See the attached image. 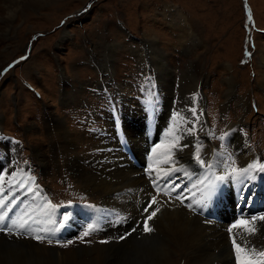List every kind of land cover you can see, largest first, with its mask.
Wrapping results in <instances>:
<instances>
[{"label": "rangeland", "instance_id": "rangeland-1", "mask_svg": "<svg viewBox=\"0 0 264 264\" xmlns=\"http://www.w3.org/2000/svg\"><path fill=\"white\" fill-rule=\"evenodd\" d=\"M262 58L264 0H0V161L3 163L0 178L4 184L9 182L10 172H1L11 170L13 163L24 168L29 172L27 180L32 175L36 179L34 183L41 187V194L51 200V206L61 209L55 221L63 224V217L71 218L72 213L66 207L75 202L79 207L75 216L79 220L88 215L81 212L83 204L100 209L99 197L78 184L68 162L71 155L86 151V155L97 152L104 157L110 146L103 145L102 137L116 141L121 151L119 135L130 142L140 160L132 162L122 153L147 178L156 173L164 176L169 169L178 168L180 171L173 172V177L193 174L191 183H197L200 172L193 147L197 141L202 145L201 155L206 163L211 158L215 164L227 165L230 163L227 156L232 154L236 161L232 166L240 167L241 161L235 156L240 148L235 140L237 136L244 137L239 141H244L250 149L252 163L258 159L264 161ZM143 98L148 107L154 104L150 109L153 119L157 116L151 123L155 130L152 140ZM112 102L115 110L118 108V123L113 117ZM193 108L199 116L195 139L189 144L194 161L190 167L185 162L177 165L171 162L173 157L184 159L188 155L184 157L180 153L184 148L179 149L185 137L178 142L175 138L189 126L185 120L195 119ZM59 119L73 138L70 150L58 127ZM119 124L123 126L119 128ZM128 125L140 128L141 133H126L131 127ZM131 136L143 139L141 149L132 146L131 142L136 141L130 140ZM221 136L225 139H219ZM149 140L160 143L149 146ZM173 144L177 147L173 148ZM170 148L173 153H166ZM145 153L149 154L146 159ZM215 171L225 175L224 167H215ZM254 173L258 175L251 181L250 177L240 178L237 182H222V186L215 181L216 187L223 188H215L201 205L210 213L195 214L224 225L229 242L233 236L235 240L240 238L243 232L245 236L256 232L264 236V220L259 219L264 216V210L253 211L240 204L238 198L242 179L247 183H262L264 173ZM148 181L146 190L153 185ZM14 186H4L10 201L15 200L9 203L12 208L8 215L16 218L27 213L32 218L30 223L36 221L32 229L39 227L40 200L36 197L34 201L32 194L30 198L24 196ZM262 187L264 182L257 192ZM150 199H142L136 210L122 219L121 214L115 217L95 208L96 221L80 223L70 233L59 234V239L46 237L41 241L20 234L22 230L0 231V250L7 252L8 246L2 244H12L7 252L9 260L0 256V264H125L138 258L139 249L156 242V247L165 246L166 251L174 252L170 264H185L186 253H177L179 248L172 243L167 230L174 222L167 223L166 218L170 213L172 219L183 221V201L175 198L174 204L161 198L145 213L143 209ZM41 201L45 203L42 198ZM226 203L227 207L237 206V210L243 211L236 217V226L230 225L235 214ZM156 207L160 210L147 221L152 228L147 232L144 221ZM211 214L224 221L216 220ZM254 215L257 221L251 219ZM202 218L199 217L200 221ZM89 225L95 230L89 231ZM103 226L108 228L107 233H101ZM248 228L255 231L249 232ZM235 230L239 235H235ZM232 245L233 242L229 244L228 255L235 261L237 251ZM53 250L56 263L50 258ZM261 251L264 244L256 248L253 258L259 257L264 262L258 253ZM156 256L158 259L159 255Z\"/></svg>", "mask_w": 264, "mask_h": 264}, {"label": "bare ground", "instance_id": "bare-ground-1", "mask_svg": "<svg viewBox=\"0 0 264 264\" xmlns=\"http://www.w3.org/2000/svg\"><path fill=\"white\" fill-rule=\"evenodd\" d=\"M262 61H264V58H262ZM186 86H185V89H186ZM137 103L139 104V108H140V105H141L140 101L138 100ZM159 112H161L160 109H159L158 113ZM57 121H59V123H57L59 129L63 131L62 136H63V139L66 140L67 149L70 150L72 148L71 146L73 143V138L70 135V133L68 131H66L67 128L64 125V123L62 122V119H59ZM138 121L140 123L141 119ZM142 124L143 123L141 122L140 125L142 126ZM128 126H131V127L127 128L128 131L125 130V132L127 131L126 133H128V134H133L135 132L141 133L140 128L135 129V127L132 125H128ZM177 127L179 128V126H177ZM182 137L183 138L185 137V140L182 141V144H193L192 142L195 139L194 133L191 135H186V136H182ZM242 137L243 136H237L235 139L236 142L240 146V148H238L236 150L237 153H235L236 159L238 161H241L240 167L246 166L248 163H252L251 158L253 156L251 151L249 152L250 149L248 148L247 144L244 143V141H242V142L239 141V138L242 139ZM234 138H235V136H234ZM101 139H103V142H104L103 145L104 146L105 145L110 146V148L108 147L109 148L108 150L106 149V151H104V153H105L104 157H101V155L97 152H93L91 154L89 153L88 155H86L87 151L85 153H82V154L80 152H79L80 154H76L74 152L75 154L70 156L71 159H69V162H68V163H70L69 166L72 169V175H73V177H75L77 179L78 184L81 185V187L84 190H86L87 192H90L92 194H96L99 197L100 203L98 204V206H100V209H97L95 206V208L97 210H99V211L103 210L108 214H114V215H116L115 217H119V215L121 214V218H122V217L128 216L129 213H132L134 210H136L140 201L142 199L144 200V198H147V197L151 198L152 195H155L157 197V200L161 199V198L167 199V200H169L175 204L177 202V200L173 197V194L180 195V197L182 199H184V201L182 202L183 204L181 203V205H183V207H184L183 211L185 214L184 216L181 214L182 215L181 219L183 221L178 220V219H172L170 213L167 214L166 218H167V223H169V221L174 222L173 225L170 223L171 225H169L167 227L168 228L167 230L169 231L170 239H171L172 243L179 248L178 250H176L177 253H179V252L180 253H182V252L186 253V254L184 253L186 255L185 264H235V261L232 260V261H234V263H233L231 261L229 255H228L229 244L233 241L229 242L230 239L228 238L227 233L225 232V226L219 225L216 223H212L213 221L211 222L209 220L203 219L199 215H195L198 212V208L202 207L201 205L204 204L205 200H207V199L202 200V198H201V191L204 190L206 187L205 182L206 181L209 182V180H214V177H216L210 171V169H207L206 167H203L200 164L198 165V170L200 172V176H198V182L197 183H191L193 181V176H194L193 174L190 176H185V177L183 175H179L178 177H173L174 179L178 178V179H176V183L180 185V188H177L176 190H178L179 192L176 193L175 192L176 190H175V191H172L170 193V195L164 196L163 192H161L160 194H157V191L155 188L153 189L152 187H149V188H147L148 190L145 189V184L147 182H149L148 180H151L150 177L147 178V177H144V175L142 176L140 174L141 173L140 169L135 168L131 164V162L127 159V157L124 156L122 151L118 148L116 141H112L111 139H105L104 137H102ZM130 140L136 141V143L131 142L132 146L140 147V149H141L140 141L143 140L142 138L137 139V138H134V136H131ZM96 143L98 144V142H96ZM243 143H244V145H243L244 151L242 152L241 147H242ZM166 144H168V143H166ZM160 148H161V146H160ZM166 148H168V147H166ZM112 149L114 151H111ZM71 152H73V151H71ZM167 152L173 153V150L170 148L166 151V153ZM107 153H110V154H107ZM180 153L184 154V157L186 155H188V157H185L184 159H182L183 157L180 158V156L173 157V160H171V162L174 164L176 163L177 165L182 163V162H185L186 165L187 166L189 165V167H190V165L194 161V160L191 161V159H192V157H191L192 147H190V146L186 147V148H184V151H181ZM106 155L108 158L106 157ZM170 156H172V155H170ZM88 159L91 160V163L89 162ZM166 160H168V159H166ZM208 162H211V158L208 159ZM2 164H3L2 161H0V165H2ZM43 166H44V164H43ZM10 169H12V168H10ZM169 171H170V169H169ZM95 172H97L98 174H96ZM261 172L264 173V171H261ZM160 174L156 173V174H153L151 177H152V179H155V177L157 175H160ZM257 175L258 174L253 172V174L251 176H249L250 178H248V179L251 181L253 176H257ZM185 178H187L186 182L183 181ZM203 179H205V182L200 183V181H203ZM239 179H235V178L231 177L230 179L226 178L224 181H217V182H220V183L230 182V180L237 182ZM261 179H262V183L259 185V183L255 182V181L253 183L252 182L247 183V182H245V180H246V178H245V180L242 179V182L239 186L240 187L239 188V196H238L239 203L242 204L243 206L247 207V208H252L253 211L254 210H260V211L264 210V205L261 204V203H264V194H263L264 193V187H262L263 190L257 192L259 187L263 185L264 174L261 176ZM193 185H196V187H199L201 189L194 188ZM161 187H163L162 184H161ZM215 188H217V190H219V189H222L223 187H215ZM28 189H32V188L30 186L26 187L25 189L20 187V188H18V192L23 193V195L27 196L28 198H30L31 194H32V197H35L33 189H32V191H29ZM214 190H216V189H214ZM136 192H138V195H132V193H136ZM216 193H218V192H216ZM3 194H4V192L2 191V196L0 197V199H3L4 205H6V207H0V213H3L4 211L10 212L12 205L9 204V201L11 200V198L6 196V195H3ZM41 198L45 201V203H43L41 201ZM39 200L41 201V225L39 227L34 228L31 233H25V234H27V236H29V237H27L29 239H31L32 236H37V235H41V234H45L48 236H51L50 234H62V235H64V234H67V233H70L71 231H73V229L78 227L80 225V223L81 224L82 223L85 224L88 222L93 223V221L97 220L95 213H98V212H97V210H95L94 207H92V205H84V207L82 205L81 212L83 210L88 215H86L85 218H83V220H79L75 216L76 209H79V207L76 203H73L71 206H69V210H70V212H72L71 218L64 220L66 222L65 227L60 225V224L52 223L53 220L55 221V216L57 217L56 210L54 209V211H49L48 201H47L45 195L41 194V197L39 198ZM198 200L201 201L200 204L193 203V201H198ZM235 200H236V198H235ZM149 202H150V200H149ZM189 203H192L191 208L187 207V205ZM256 203H257V205H256ZM165 205L168 206V208L170 207V204L168 202ZM224 205L227 207V203ZM227 208L234 212V209H237V206L227 207ZM211 209H213V208H211ZM165 210H167V208ZM124 212H126V213H124ZM176 212H178V211L176 210ZM82 214H83V212H82ZM256 215H258V213ZM256 215H254V216H256ZM212 216L215 217V219L218 221H224L221 218H219L216 214H213ZM212 216L206 215V217L209 219L213 218ZM199 217L202 218L203 221H200ZM255 221H257V219ZM122 222H123V220H122ZM122 222H120V223H122ZM202 222H204L205 224H202ZM230 225L232 226L233 224L231 223ZM48 229H56V231L53 233V232L47 231ZM100 229H103V230H101L102 231L101 233H103V232L107 233V229H108L107 227L103 226ZM237 231L235 230V235H239ZM94 233H96V232H94ZM256 234L255 235L249 234V236H245V234L243 232L241 234L240 238H238L235 241H236V244H241L243 246V249L246 251V253L244 252V254L241 253L242 257H246L248 259L253 260L255 262V264H264V262H262V260L259 257H258V259L253 258V255H255L253 253L255 252L256 248L259 245L264 244V236H259V234H260L259 232H256ZM131 238H133V237H131ZM233 238H234V236H233ZM35 242L41 244V241H35ZM124 242H126V241H124ZM156 243H153L144 249H142V248L139 249L140 252L137 254L138 258L132 259L131 261H125V264H170V263H173L172 262L173 261L172 256H174V255H172V254L174 252L172 253V252L166 251L164 249L165 246L163 247V249L160 247H156ZM2 245L6 246V247L8 246L6 249H7V252H10V246H12V244L9 246V243L6 242L5 244H2ZM122 245H123V243H122ZM230 250H231V248H230ZM7 252H3L0 250V256H3L7 260H9V253H7ZM55 252H56L55 250L50 252V253H54V254H52V256L50 258H54L55 259L54 262L56 263L57 258L55 257ZM156 255H159L158 259L155 258ZM177 255H179V254H177ZM235 257L237 259V252H235ZM100 261L103 262V260H100Z\"/></svg>", "mask_w": 264, "mask_h": 264}, {"label": "snow or ice", "instance_id": "snow-or-ice-1", "mask_svg": "<svg viewBox=\"0 0 264 264\" xmlns=\"http://www.w3.org/2000/svg\"><path fill=\"white\" fill-rule=\"evenodd\" d=\"M191 111H192V114L195 117V119L192 121L185 120V123L188 124L189 126L184 130V132H182V133H180V135L176 136L175 139L177 142L181 139L182 136L191 135L196 130V124L199 123V116L196 113V109L193 108ZM175 115H179V114L177 113ZM226 135L227 134H225V136ZM225 136H221L219 139L224 140ZM189 146H190L189 144H182V145H179V149L183 150V148H186ZM175 147H177V144H173V148H175ZM193 147L195 148L194 159L201 166L206 167L207 169H213L214 167H224L225 168V175L216 176V177H214V180H209L208 185L205 187L204 190L201 191L202 200L207 199L212 195V193L216 187L215 181H224L228 177H232L235 179L247 178V177L251 176L253 174V172H255V171H264V161H261L259 159L256 162L248 163L246 166H243V167H233L232 165H234L236 163V161L233 158L232 154H229L227 156V159L230 162L227 165L223 164V162H220L219 164H214L211 162L206 163L205 158L202 157V155H201L202 145L199 143V141H197V144L194 145ZM175 171H180V169L174 168V169L166 172L164 176L157 175L155 177V179H152V177L150 176V179L152 180L153 187L156 189L157 194H160L161 192H163L164 195H170V193L172 191H175L177 188H180V185L176 183V179H178V178H176V179L173 178V172H175ZM12 175H15V173H13ZM200 183H203V181H200ZM161 184L163 185V187H161ZM193 187H196V185H193ZM28 190L32 191V189H28ZM175 198L180 199L181 197H180V195H177ZM14 202H15L14 199L12 201H9L10 204H12ZM157 203H158L157 197L155 195H152L150 202L144 207L143 211L145 213H148L149 209H151L152 206L156 205ZM193 203L200 204L201 201L200 200L193 201ZM0 207H6V205H4L3 199H0ZM187 207L191 208L192 203H189L187 205ZM48 208H49V211H54L53 206H51V202H48ZM159 210H160L159 207H156L147 216V219L144 221L145 231H147V232L152 231V228L149 227L147 221L152 219ZM26 216L28 218H25ZM68 218L69 217L67 215H65L63 217L64 220H67ZM251 219L253 221H255L257 219V217L253 216V217H251ZM259 219L264 220V216L259 217ZM30 220H32V218L30 216H28L27 213H25L24 215H21L19 217H16V218H12L11 216L8 215V211H4L3 213H0V231L13 232L14 230H16V231L23 230L20 234L31 233L33 231L32 223H35L36 221H32V223H30L29 222ZM118 222H120V221L118 220ZM52 223H56V221L53 220ZM241 223H242V225L246 224V222H241ZM94 230H95V228L93 227V225H89V231H94ZM247 230L249 232L255 231V229H252V228H248ZM47 231L54 233L56 231V229H48ZM229 231L231 232V229H229ZM84 235H88V232H85ZM34 238L37 240H41V241L43 239H45L44 236H39V235L34 236ZM49 243H51V239H49ZM233 245L237 251V264H255V262L253 260L248 259L246 257H242L240 255V253H242L244 251V249L241 248L240 245L236 244L235 238H233ZM259 255L264 257V251L259 252Z\"/></svg>", "mask_w": 264, "mask_h": 264}]
</instances>
